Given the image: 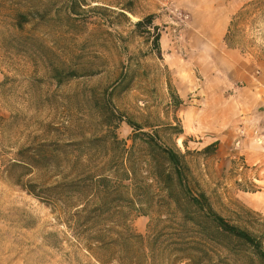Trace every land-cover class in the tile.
Here are the masks:
<instances>
[{
  "label": "rangeland",
  "instance_id": "374dc122",
  "mask_svg": "<svg viewBox=\"0 0 264 264\" xmlns=\"http://www.w3.org/2000/svg\"><path fill=\"white\" fill-rule=\"evenodd\" d=\"M244 1L231 17L226 41L262 53L264 0ZM198 2L205 0H79L74 14L68 0H21L14 7L0 0V264H98L77 231L16 180L39 182L56 172L55 162L68 170L67 160L77 154L91 158L93 170L112 154L131 157L138 174H147L138 149L114 152L99 145L115 134L129 150L134 131L127 119L181 153L193 191L203 192L217 213L258 237L264 248V206L252 202L264 199L263 162L248 166L241 158L218 157L216 143L201 148V138L187 135L185 114L197 107V59L214 11L196 8ZM212 2L218 8L227 0ZM29 8L44 17L20 32L12 15ZM147 16L151 25L135 27ZM52 66L61 69L60 84L52 78ZM108 106L124 119H102ZM83 138L94 139V146H67ZM55 142L66 156L53 159L50 173L10 167L36 149L49 155ZM152 190L157 193L154 183ZM155 201L144 214L126 211L127 224L144 236V244L158 216L166 219ZM236 248L239 262L250 258L251 264H261L249 247Z\"/></svg>",
  "mask_w": 264,
  "mask_h": 264
},
{
  "label": "trees",
  "instance_id": "16d2710c",
  "mask_svg": "<svg viewBox=\"0 0 264 264\" xmlns=\"http://www.w3.org/2000/svg\"><path fill=\"white\" fill-rule=\"evenodd\" d=\"M1 1L3 5L14 7L21 0ZM68 6L69 13L75 14L76 6L80 9L79 0H68ZM27 10H15L12 15V24L20 32L24 25L37 23L44 17L35 8ZM144 24L151 25V17L134 23L135 27ZM153 41L158 44V34ZM51 74L57 84L63 81L59 67L52 66ZM73 76L68 72L67 77ZM120 82L121 79L117 80L116 85ZM108 107L101 111L102 119L110 115L118 122L124 119L112 106ZM126 122L134 131L129 150L125 148V141L115 134L101 140L99 145L104 143L105 148L114 152L138 149L148 165L147 174H138L131 157H124V160L112 154L100 160L93 170L89 168L92 159L77 154L65 163L68 170L65 165L55 162L53 175L49 174L39 182L34 178L24 182L17 179L16 182L45 202L68 227L76 230V237L83 241L98 264H251L250 258L238 261V245L249 247L264 264L260 239L228 222L213 209L203 192H194L190 187V169L184 156L162 144L156 134L141 131L129 119ZM55 144L57 147L49 150V155L44 149H36L15 159L10 167H21L28 174L33 169L50 173L53 159L61 157L62 160L66 156L60 154L63 153L62 145ZM89 145L94 146V139L83 138L68 142L67 146L82 149ZM209 148L210 145L206 147ZM17 155H21V150ZM153 183L156 194L152 190ZM155 199L159 204L156 211L165 214L166 219L158 216L154 234L144 244V236L127 224L126 211L144 214Z\"/></svg>",
  "mask_w": 264,
  "mask_h": 264
},
{
  "label": "crops",
  "instance_id": "0c3cea01",
  "mask_svg": "<svg viewBox=\"0 0 264 264\" xmlns=\"http://www.w3.org/2000/svg\"><path fill=\"white\" fill-rule=\"evenodd\" d=\"M223 2L218 8L212 0L195 4L214 11L197 59V107L185 114L187 135L201 138V148L216 143L218 157L264 164V52L227 43L231 17L245 1Z\"/></svg>",
  "mask_w": 264,
  "mask_h": 264
},
{
  "label": "bare ground",
  "instance_id": "6f19581e",
  "mask_svg": "<svg viewBox=\"0 0 264 264\" xmlns=\"http://www.w3.org/2000/svg\"><path fill=\"white\" fill-rule=\"evenodd\" d=\"M254 204H263L264 205V199L261 197H255V199L252 200Z\"/></svg>",
  "mask_w": 264,
  "mask_h": 264
},
{
  "label": "built area",
  "instance_id": "2783aa9c",
  "mask_svg": "<svg viewBox=\"0 0 264 264\" xmlns=\"http://www.w3.org/2000/svg\"><path fill=\"white\" fill-rule=\"evenodd\" d=\"M236 144H237V143H236ZM236 144H235V145H236ZM240 168H242V165H240Z\"/></svg>",
  "mask_w": 264,
  "mask_h": 264
}]
</instances>
